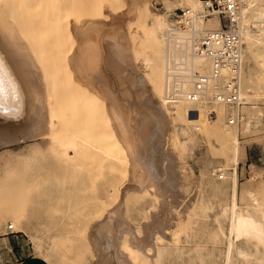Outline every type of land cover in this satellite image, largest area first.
Listing matches in <instances>:
<instances>
[{"label":"bare ground","instance_id":"obj_1","mask_svg":"<svg viewBox=\"0 0 264 264\" xmlns=\"http://www.w3.org/2000/svg\"><path fill=\"white\" fill-rule=\"evenodd\" d=\"M126 1L124 3L127 4L128 9L126 7L124 8L126 10L116 11L117 13L112 15L115 19L113 24L121 26L119 34L128 39L124 52L127 55L123 53L122 60L131 61L133 66L131 73L134 80L132 82L122 79L120 99L124 100V95L130 94L132 96L130 105L139 107L134 110L133 107L127 106L126 102L124 103L126 107L122 113L123 134H127V123L132 118L136 134L139 135V140L135 139L130 143L129 152L134 154L138 146H146L147 150L152 152L150 156H156L159 151L160 163L163 166L166 163V167L175 172L177 183L184 188L188 183L195 189L199 186V180L192 175V167L183 158L188 141L202 136L214 137L216 145L210 144V147L227 157L230 164L229 167L217 165L211 169L217 174H222L221 179L224 178L223 170H230L227 171L230 172L229 177L223 180V183L229 180L228 187L219 189L208 182L203 187L202 196L196 206H192L190 199L183 201L179 214L183 212L184 216H181L176 225L171 226L172 238L170 237L169 240L176 245L179 242V231L189 236L188 230L193 231L197 221L202 218L209 220L211 216L209 214L216 211L212 218L217 225L214 233L220 236L218 241L220 246L223 244L222 263L248 264L246 262L254 260L255 264H264V178L242 183L241 204L237 202L239 196L237 164L245 153L239 141V132L248 134L264 129V123L261 121L264 111L255 103L256 98L264 97V0H237L238 8L233 25L241 42L240 60L234 67H220L216 74L214 68L217 63L211 56L203 53L199 44L205 35L220 32L222 22L217 13L207 15L201 0H186L189 4L186 5L189 9L187 14L180 16L176 13L175 21L163 18L148 25L141 24L145 13L143 10L139 11L137 7L141 0ZM83 2L81 0L78 5L76 0H0V123L8 126V129L2 127L5 134L0 143L9 145L28 137L44 134L48 136L50 143V151L32 142L27 145V150L9 153L0 169V186L5 179L12 177L13 170L9 168V162L26 160L33 165L40 156L55 155L57 158L54 165L61 166L68 163L70 161L68 139L55 137L56 131L62 133L67 131L68 127L59 129L56 127L57 123L66 115V110L70 107L73 110H76V107L80 110L73 103L74 97L79 96L78 100L81 102L84 99L89 108L87 110L89 115L94 111L96 115L99 114L98 108L105 106V97L108 95L106 98L108 100L110 96L109 91L91 93L88 88L87 80H91V76L97 74L99 65L95 74L91 73V56L88 55L85 47L83 32L86 25L94 22L95 18L83 16L85 12V7H82L85 2L84 4ZM109 5L113 8V4ZM60 37L72 39L73 48L71 49L69 45L55 46V43L60 42ZM101 37L100 35L99 61L102 54H107L103 45L104 38L102 37L101 40ZM39 41H41L40 46L36 47L34 44L38 45ZM138 55H141L140 61L137 59ZM56 58L59 60L62 58V61L55 62ZM254 59L260 63L258 68L255 67V72L252 62ZM52 63L53 65L50 66ZM54 76H57L56 81L53 80ZM232 77L238 82L236 92L240 105H234L214 96L219 84L227 83ZM202 79H204L203 88L198 90L196 84ZM62 80L67 81L66 86L71 87L72 93L64 95L60 93L63 91L59 89ZM147 83L150 84L156 100H152V95L145 89ZM125 85L130 90L127 93ZM55 95L59 96L55 97ZM60 96H62L60 103L55 104L53 100ZM71 101H73L72 105ZM246 103L251 105L246 106ZM93 104H98V107H92ZM210 110L216 113V118L213 120H209L207 116ZM105 111L103 119L109 122L114 129L113 136L117 137V134H121L122 128L115 125L113 112L106 109ZM25 115L29 118L27 126L24 125ZM71 116L74 119L76 115L72 112ZM20 120L23 121L22 124ZM89 120L88 117L87 121ZM85 123L86 121L76 123L77 129H71V133L74 134L71 150L75 155L73 158L71 154V164L87 151L100 148V143H107L110 137V134L101 130L98 125L90 126ZM72 124L74 123L71 122ZM175 124L179 125L180 134L183 135L182 141L173 130ZM91 132L98 140L92 139ZM57 140L63 142L56 146ZM140 140L143 142L140 143ZM109 141H111L109 144H104L100 148L102 155H108V150L112 149L111 145L117 143L116 138ZM169 156L171 160L168 159ZM127 169L125 167V173ZM76 170L80 172L83 169ZM119 171L113 175L115 177L110 184V191L113 190L114 195L117 196L123 188V201L122 203L116 201L112 207H109V210H113L114 217L118 214V219L120 213L126 210L125 201L132 192H136L132 188L140 182L131 177L123 179L124 174ZM126 180L130 182L128 188H125ZM172 181L176 182L174 179ZM194 192L196 194V190ZM209 192L214 194L211 200L205 197ZM188 195L189 192L185 194L186 197ZM9 200V196L0 189V217H10L12 222H8L7 225L9 223L18 225L24 216V211L7 208ZM55 203L57 202L54 201L50 205ZM153 206L154 204L147 206L145 211H150ZM97 213L98 217L91 221L94 222L93 246L102 253L103 257H108L110 264H115L117 258L122 264H162L165 246L157 244L158 241H162L159 240L162 236L157 234L159 229L152 233L154 234L152 242L148 237L147 239L139 237L140 245L136 248L127 239L114 237L115 231L119 233L118 228L121 225L119 220L117 225L114 220L112 224H105L102 212ZM176 214L179 215L178 212ZM160 222L154 223L158 225L161 224ZM164 227L166 228V225ZM89 228L90 225L83 229L86 238ZM136 230L140 232V228L137 227ZM30 238L35 252L40 253L45 242L42 245L38 234L32 233ZM55 245L56 241L53 240L46 249H52ZM84 246L87 250L91 248L87 240ZM81 260L79 264H83L82 257Z\"/></svg>","mask_w":264,"mask_h":264},{"label":"rangeland","instance_id":"obj_2","mask_svg":"<svg viewBox=\"0 0 264 264\" xmlns=\"http://www.w3.org/2000/svg\"><path fill=\"white\" fill-rule=\"evenodd\" d=\"M76 1L78 5L81 2V0ZM108 1L109 4H113V8H110L112 5L107 4ZM110 1L111 0H84V4L82 0L84 4L82 7H85L83 16L95 18L94 22L86 25L83 32V37L85 36L84 44L88 55L91 56L90 70L91 73L95 74L96 67L99 65L101 35L104 38L103 45L107 50L109 59H111L109 64L123 76V79L133 82L134 77L131 73V68L133 67L132 62L129 60H122V54L126 52L125 48L127 47L126 43L128 39L119 34L121 26L119 24H113L115 21L113 15L117 12L126 10L124 9L126 7L128 9L127 4L124 3L127 1ZM86 2L88 5H86ZM116 3L117 5H115ZM119 3L121 6H119ZM186 5L189 6L186 0H141L137 4V7L139 11L143 10L145 12L141 24L148 25L163 18L175 21V14L178 13V9ZM24 15L28 14L24 13ZM40 43L41 41L38 42V45H34L39 47ZM54 45L57 47L69 45L72 49L74 43L72 39L69 40L60 37V42ZM124 55L127 54L124 53ZM96 59H98L97 62ZM137 59L140 61L141 55H138ZM60 60L62 61V58ZM60 60L56 58L54 61ZM252 62L254 67L253 72H255L256 68L260 66V63L255 59ZM52 65L53 63L50 66ZM137 75L139 76L138 73ZM56 79L57 76H54L53 80L56 81ZM66 84L67 81L62 80L61 86L59 87L60 91L63 90L60 92L63 95L72 93L71 87H67ZM124 88L128 89L126 85ZM127 89L125 90L126 93L130 91ZM145 89L152 95V100L157 99L149 83L145 85ZM140 92L141 91H138V93ZM60 93L58 92L59 95ZM250 93H252V91ZM59 95H55V97ZM60 98H62V96L54 99L53 102H55V104L60 103ZM78 98L79 96L74 97V102L71 101V105L74 103L80 110H77V107L75 108L76 110L70 107V109L66 110V115H64L61 121L56 125L59 129L65 128L66 126L68 127L67 131H62V133L56 131L57 135L55 137L68 139L67 141L70 148L68 156L70 161L61 166H57L54 165L57 157L55 155H47L40 156L33 165L26 160L9 162V168L13 170L12 177L10 179H5L0 186L1 192H5L10 199L7 208H16L24 211V216H22L20 223L18 225L14 223L13 225L15 230H21L27 235V241L33 254H37V256L48 264H79V261H82L81 257L84 261L83 264H110L108 257H103L102 253H99V251L94 248L95 246H93L94 236H92V228L94 222L91 221L97 218V212L101 211L102 217L105 218V224H112L113 220L116 221L114 222L116 225L118 220L121 222L117 235L120 236V238L127 239L136 248L140 245L139 237H144L146 239L148 237L150 238L148 240L152 242V236L154 235L152 233H154V230L156 232V230L159 229L157 230V234L162 236L159 239H162V241H158L159 243L157 242V244L159 246H165L162 255V264H223V244L220 246L218 242L220 241V236L214 233L217 225L212 218L216 211H212L209 214L211 215L209 220L202 218L197 221L193 231L188 230L189 236H186L183 231H179V242L176 245H173L171 240H169L173 230L171 226L174 224L176 225V222L181 219V216H184L183 212H180L181 215L179 214V211H181L180 207L182 203H184V200L187 201L190 199L192 206H196L202 196L205 184L209 182L215 185L214 187L225 189L230 183L229 180L223 183V180L229 177L230 172L227 171L230 170H223L224 178L222 179H217L216 176L213 177L210 173L214 166H230L227 157L220 155L216 149L210 147V144H212V146L216 145L214 137L202 136L186 143L187 150L183 158L192 167V175L199 180V186L195 189L193 185L188 183L187 187L184 188V186L177 183L175 172L167 168L166 163H164L165 166L160 163L161 158L158 156L159 151H157L156 156H150L152 152H149L146 146H138L136 152L131 154V151L129 152V150H131L129 145L132 142H122L119 140L118 136H113L112 131L114 129L111 128L108 121L103 119V116L106 114L105 107L102 105L98 108L99 114L95 115L94 113L96 111H94L93 114L89 115V112H87L89 108L87 107L86 101L82 99L83 102H81ZM123 98V104L126 102L125 104L127 106L133 107V105H130L132 101V96L130 94L124 95ZM69 100H71V98ZM255 103L264 111V97L261 96L256 98ZM249 105H251V103H246V106ZM92 107H98V104H93ZM138 108L139 107L136 108V106L133 107L134 110ZM72 112L76 115L74 119H72L71 116ZM207 116H209V120H213L216 118V113L210 110ZM88 117L90 118L89 121H87ZM263 118L264 112L261 115L262 123H264ZM80 120L83 121L81 122ZM84 121H86V125L90 124L91 126L96 124L101 130L110 134V137L106 141L107 143H100V148L104 144H109L111 142L109 140H115V138L117 143L115 142L111 145L112 149L108 150V155H102V152L100 153V148H96L93 151H87L86 153L88 154L84 153L71 164V154L72 157L75 158L74 152L71 150L72 136H74V134L71 133V129L76 130V123H83ZM71 122L74 124L71 125ZM127 126V133H129L131 132V126H129L128 123ZM2 127L8 129L7 125L0 123V140L3 134H5L2 131L4 129H2ZM173 130L182 141L183 135L180 134L179 125L175 124ZM90 134L92 135V139L98 140L92 132ZM48 139V136L44 134L41 136L28 137L21 142H14L9 145H2L0 143V169L4 159L9 153L27 150V145L32 142L37 143L44 150L50 151ZM239 141L245 150V153L239 158L237 164V186L239 195L237 202L241 204V184L248 180L254 182L264 178V129L248 134L239 132ZM62 142L61 140H57L56 146H59ZM141 142L143 141L140 140V143ZM168 159L171 160V156H169ZM92 160L93 162H91ZM84 161L85 163H83ZM125 167L128 168L126 173ZM78 168L83 170L78 172L76 170ZM117 171L121 172V174L123 172V179H125V177H131L140 180L139 183L137 182V186L132 188L136 192H132L127 201H125L126 210L124 213H120L121 216L119 219L117 217L118 214L114 217L113 210H109V207H112L116 201L122 203L124 197L123 188L120 189L117 196L114 195L113 190L110 191V184L115 177L113 175H115ZM173 179L176 181L175 183L172 181ZM125 182V188H128L130 182L128 183L127 180ZM194 190H196V194ZM186 191L189 192L187 197L185 196L187 193ZM205 197L211 200L214 194L213 192H209ZM54 201L57 203L50 205V203ZM151 204H154V206L150 211H145V208ZM177 212L180 216H177ZM155 221H161V224L157 225L158 222L154 223ZM8 222H12L10 217H0V229H5ZM153 223L157 225V227L152 225ZM89 225L90 228L86 238L83 229L87 228ZM164 225H166V228ZM137 227L140 228V232H137ZM32 233L40 236L42 245L45 242V245L42 246V250L39 251L41 254L38 253V251L35 252L30 238ZM53 240L56 241L54 248L46 249L49 244L51 245ZM86 240L91 246L89 250L84 246ZM145 241L148 242L147 240ZM153 246L156 247V245ZM250 247L251 249L253 248L252 245ZM246 263L255 264V261L249 260ZM115 264H122V261L117 258Z\"/></svg>","mask_w":264,"mask_h":264},{"label":"crops","instance_id":"obj_3","mask_svg":"<svg viewBox=\"0 0 264 264\" xmlns=\"http://www.w3.org/2000/svg\"><path fill=\"white\" fill-rule=\"evenodd\" d=\"M150 7V6H149ZM105 54V55H104ZM101 55V61H99V70L97 74L91 76V80H87L88 88L91 93L108 92L110 96L108 100L104 102V107L106 110H111L114 114L115 125L121 126V134H117L120 141H135L139 140V135L136 134L134 129L135 123L130 118L128 125L131 126V132L123 134V120L124 117L122 113L125 109L123 100L120 99L121 86L122 85V75L109 64L111 59L109 55L104 53ZM103 56V59H102ZM105 56V57H104ZM28 117L25 115L24 125H28ZM132 119V120H131ZM8 120V119H7ZM6 120V122H8ZM20 120V124H22ZM21 142V141H20ZM121 216V215H120ZM15 230V229H14ZM115 231L114 237L117 238L118 235ZM0 264H48L39 256L33 254L29 243L27 241V235L21 230L10 231L7 227L5 229H0Z\"/></svg>","mask_w":264,"mask_h":264},{"label":"built area","instance_id":"obj_4","mask_svg":"<svg viewBox=\"0 0 264 264\" xmlns=\"http://www.w3.org/2000/svg\"><path fill=\"white\" fill-rule=\"evenodd\" d=\"M203 9L207 15L211 13H217L221 18V31L212 32L209 35H205L204 39L200 41L201 50L208 56H211L217 63L214 68V74H216L220 67L229 66L234 67L240 60V39L235 33V27L233 22L236 20L235 14L237 11V0H201ZM188 7L185 6L179 9V14H187ZM203 37V36H202ZM219 65V66H218ZM204 79L199 80L196 84L198 90L203 88ZM238 82L232 77L227 83L219 84V87L215 90L214 96L217 99L225 100L233 103L234 105H240L237 95ZM237 119V116H236ZM211 175L216 176L217 179H221L222 174H217L211 170ZM7 228L10 231H15L13 225L9 223Z\"/></svg>","mask_w":264,"mask_h":264}]
</instances>
